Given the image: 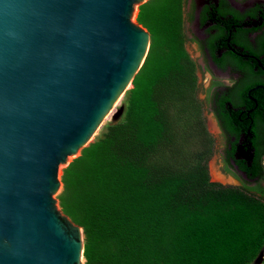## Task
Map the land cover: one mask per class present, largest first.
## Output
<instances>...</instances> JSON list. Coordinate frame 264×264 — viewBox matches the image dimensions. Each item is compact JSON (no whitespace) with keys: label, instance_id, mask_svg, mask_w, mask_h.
<instances>
[{"label":"trees","instance_id":"16d2710c","mask_svg":"<svg viewBox=\"0 0 264 264\" xmlns=\"http://www.w3.org/2000/svg\"><path fill=\"white\" fill-rule=\"evenodd\" d=\"M137 21L151 42L124 118L61 178L59 205L83 228L85 264H262L264 186L209 177L212 140L182 0H148Z\"/></svg>","mask_w":264,"mask_h":264},{"label":"water","instance_id":"95a60500","mask_svg":"<svg viewBox=\"0 0 264 264\" xmlns=\"http://www.w3.org/2000/svg\"><path fill=\"white\" fill-rule=\"evenodd\" d=\"M146 1L0 0V264H81L59 169L143 65L151 34L132 17Z\"/></svg>","mask_w":264,"mask_h":264},{"label":"flooded vegetation","instance_id":"af4514ba","mask_svg":"<svg viewBox=\"0 0 264 264\" xmlns=\"http://www.w3.org/2000/svg\"><path fill=\"white\" fill-rule=\"evenodd\" d=\"M182 24L224 185L264 186V0H182Z\"/></svg>","mask_w":264,"mask_h":264},{"label":"rangeland","instance_id":"374dc122","mask_svg":"<svg viewBox=\"0 0 264 264\" xmlns=\"http://www.w3.org/2000/svg\"><path fill=\"white\" fill-rule=\"evenodd\" d=\"M140 5H141L140 3H137L135 5V10H134L133 17H132V20L134 22H138L137 16H138ZM186 47L188 49L189 55H191V57L195 60L197 55H198V52L195 51L196 46L192 42H187ZM197 71H198V69H197ZM197 74H199V73H197ZM132 86L133 85H131L121 95V97L117 100V102L115 103V105L113 106V108L111 109L109 114L103 120L101 126L98 128V130L94 134L92 141L99 138L103 134V132L105 131V129L108 125L117 123L124 118L126 106H127L128 94H129V90L132 88ZM197 95H198L199 100L202 101L204 96H205L204 88L199 86ZM203 117H204L205 124H206V131L208 132V134L212 140L211 153H210L209 159L207 160V168H208L210 180L213 182H220L222 184H229V183L233 182L232 179L230 177L227 178V177L223 176V174L219 170L220 169L219 168L220 167L219 162H218L219 157H218V153L216 152V149H215L216 140L214 137V135H215L214 131L215 130L213 128L214 121L212 118V114L206 109L204 104H203ZM191 149L200 150V143L198 140H196L193 143V145H191ZM82 150H83V148H81L76 155L69 157L68 162H72L76 157H78L81 154ZM67 163L62 164L60 166V169H59V178L60 179L62 178L63 170L69 165V164L67 165ZM62 190H63V186L59 189V191L55 195V197L58 199V201H59V195L62 192ZM81 264H85L84 258L82 259Z\"/></svg>","mask_w":264,"mask_h":264},{"label":"bare ground","instance_id":"6f19581e","mask_svg":"<svg viewBox=\"0 0 264 264\" xmlns=\"http://www.w3.org/2000/svg\"><path fill=\"white\" fill-rule=\"evenodd\" d=\"M78 152H79V151L72 153L71 156L76 155ZM71 156H69V157H71ZM68 159H69V158H68ZM67 162H68V160H67L64 164H66ZM262 264H264V262H263Z\"/></svg>","mask_w":264,"mask_h":264}]
</instances>
